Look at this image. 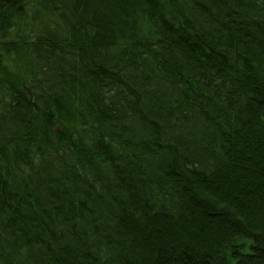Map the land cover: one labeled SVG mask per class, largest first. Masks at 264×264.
<instances>
[{
  "label": "trees",
  "instance_id": "trees-1",
  "mask_svg": "<svg viewBox=\"0 0 264 264\" xmlns=\"http://www.w3.org/2000/svg\"><path fill=\"white\" fill-rule=\"evenodd\" d=\"M0 264H264V0H0Z\"/></svg>",
  "mask_w": 264,
  "mask_h": 264
}]
</instances>
